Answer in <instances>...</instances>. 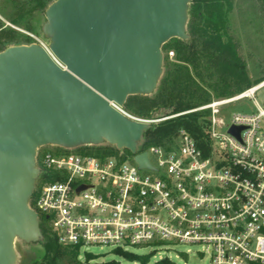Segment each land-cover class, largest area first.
<instances>
[{"label": "built area", "instance_id": "built-area-1", "mask_svg": "<svg viewBox=\"0 0 264 264\" xmlns=\"http://www.w3.org/2000/svg\"><path fill=\"white\" fill-rule=\"evenodd\" d=\"M1 20V18H0ZM52 60L48 46L38 42ZM169 52V56H173ZM264 79L229 98L214 99L202 126L205 149L185 130L168 146L134 155H92L52 146L37 150L39 173L29 207L62 247L203 244L211 264H264ZM248 100L246 113L226 109ZM126 118L135 117L110 104ZM231 129L240 130L238 137ZM142 152H138L140 154Z\"/></svg>", "mask_w": 264, "mask_h": 264}, {"label": "water", "instance_id": "water-1", "mask_svg": "<svg viewBox=\"0 0 264 264\" xmlns=\"http://www.w3.org/2000/svg\"><path fill=\"white\" fill-rule=\"evenodd\" d=\"M191 0H55L42 28L48 49L14 45L0 52V264H15V241L42 239L29 199L39 148L104 143L152 169L137 145L150 124L126 118L128 97L154 92L162 47L188 39ZM240 130L231 129L238 137Z\"/></svg>", "mask_w": 264, "mask_h": 264}, {"label": "trees", "instance_id": "trees-1", "mask_svg": "<svg viewBox=\"0 0 264 264\" xmlns=\"http://www.w3.org/2000/svg\"><path fill=\"white\" fill-rule=\"evenodd\" d=\"M31 0L21 4L18 0H3L6 6L14 10L7 16L9 23L21 26V21L32 9L40 11L55 0H35V5L25 7ZM235 0H191L188 7L186 32L189 40L171 39L162 48L174 50V60L169 61L165 54L162 75L154 92L146 96H131L123 109L129 114L143 119L166 118L151 123L144 131L137 145L142 152L150 146H168L180 130H185L205 149L202 126L209 112L196 110L211 102L212 99L229 98L264 79L251 82L245 62L238 52V44L228 34L227 16ZM264 13V0H256ZM30 39L21 38L20 33L0 20V52L14 45L29 44ZM213 96V97H212ZM196 110V111H193ZM74 151L92 155L130 156L127 150H117L104 143L98 146H81ZM42 239L37 242L41 256L31 264H116L115 262H97V256L85 254L79 259V249L62 247L56 238L39 223ZM127 261L147 264L148 256H137L121 252ZM154 264H174L163 258Z\"/></svg>", "mask_w": 264, "mask_h": 264}, {"label": "rangeland", "instance_id": "rangeland-1", "mask_svg": "<svg viewBox=\"0 0 264 264\" xmlns=\"http://www.w3.org/2000/svg\"><path fill=\"white\" fill-rule=\"evenodd\" d=\"M18 1L23 4L25 0ZM35 3V0H31L25 7L34 6ZM4 5L5 3H3V0H0V18L7 27L17 30L22 39H24V37L29 38V44H38V42H41L48 46L49 40L42 32V28L46 22V10L40 11L38 9H32L22 19L21 26H16L9 23L7 20L8 14L14 10L8 5L6 6V10H2ZM227 19L228 34L238 44V52L245 62L250 81L254 82L264 77V13H262L258 2L256 0H235ZM188 40L189 35L188 39L184 41L187 42ZM169 52L174 53V50L167 51L165 48H162L163 60L166 53L168 54L169 61L174 60L175 54L171 57L169 56ZM262 99H264V92L258 95V101L262 102ZM253 109L254 106H252L251 102L248 100L236 103L226 109V119L228 120L233 114L246 113ZM164 119L166 118L148 120L162 121ZM50 149H53V147L45 146L40 150L46 151ZM14 248L16 253L15 264H31L41 256V248L37 242L25 243L16 240ZM121 252H128L137 256H148L149 261L147 264H154L163 258H168L174 264H211L210 253L205 245L183 243H165L161 245H142L137 247L125 246L123 249L116 250L106 246H84L79 250V259L83 261L85 254H93L97 256V262L140 264L138 261H127L122 258Z\"/></svg>", "mask_w": 264, "mask_h": 264}]
</instances>
